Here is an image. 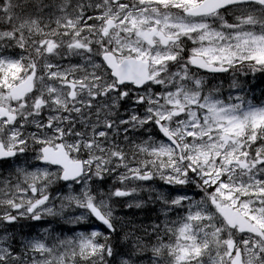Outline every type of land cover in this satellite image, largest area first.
<instances>
[{
  "label": "snow or ice",
  "instance_id": "1",
  "mask_svg": "<svg viewBox=\"0 0 264 264\" xmlns=\"http://www.w3.org/2000/svg\"><path fill=\"white\" fill-rule=\"evenodd\" d=\"M262 83L264 0H0V264H264Z\"/></svg>",
  "mask_w": 264,
  "mask_h": 264
},
{
  "label": "trees",
  "instance_id": "2",
  "mask_svg": "<svg viewBox=\"0 0 264 264\" xmlns=\"http://www.w3.org/2000/svg\"><path fill=\"white\" fill-rule=\"evenodd\" d=\"M261 89H264V83L260 84L259 87L257 88L256 93H255L257 96L260 95V90Z\"/></svg>",
  "mask_w": 264,
  "mask_h": 264
}]
</instances>
